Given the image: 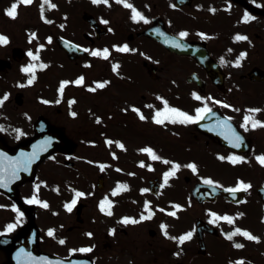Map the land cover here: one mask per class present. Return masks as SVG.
<instances>
[{
    "label": "flooded vegetation",
    "instance_id": "af4514ba",
    "mask_svg": "<svg viewBox=\"0 0 264 264\" xmlns=\"http://www.w3.org/2000/svg\"><path fill=\"white\" fill-rule=\"evenodd\" d=\"M245 2L259 10L264 5ZM14 3L12 19L6 12ZM60 3L0 0V36L7 37L0 44V177L7 187L0 189V264H41L42 253L51 256V264H264V164L258 160L264 157V127L243 126L246 116L264 123V81L250 75L264 70V12L235 0L182 6L176 0ZM125 3L144 19H134ZM43 6L55 12L47 19L55 25L41 30L43 40H32L37 29L19 36L11 29L23 11L41 20ZM237 35L247 39L238 41ZM58 37L86 53L69 58ZM179 39L198 42L199 60L165 45ZM40 44L45 52L38 51ZM125 46L127 51L117 50ZM105 49L107 59L92 55ZM135 64L143 77L130 80L127 71ZM66 65H72L67 74ZM92 65H111L114 78L104 72L90 77ZM27 66L31 71H24ZM81 77V85L73 83ZM29 80L37 92L31 103L16 88ZM80 97L87 98L85 105ZM165 102L193 118L200 109L210 111L195 123L158 124L156 113ZM119 105L128 108L119 111ZM41 117L62 130L70 149L68 155L51 154L33 180L21 182L14 150L34 136ZM233 157L242 161L234 163ZM174 165L180 167L165 183ZM241 182L251 187L226 191ZM121 185L126 189L117 191ZM33 197L39 202L29 203ZM105 200L111 206L102 211ZM236 229L257 239L239 233L227 239ZM189 232L191 239L180 244Z\"/></svg>",
    "mask_w": 264,
    "mask_h": 264
},
{
    "label": "snow or ice",
    "instance_id": "6c2138e0",
    "mask_svg": "<svg viewBox=\"0 0 264 264\" xmlns=\"http://www.w3.org/2000/svg\"><path fill=\"white\" fill-rule=\"evenodd\" d=\"M100 2L107 3V0H93V3H100ZM117 2H121V0H117ZM20 3L21 4H31L32 3V0H20ZM44 3L50 4V0H44ZM124 6L127 7V8H132V5L129 4V3H125ZM50 7H55V5H51L50 4ZM17 8H18V5L14 3L11 6V8L6 12V15H8L9 17H11L12 19H15L17 17ZM132 11L134 13V19L137 18V17H139L140 19H144V17L141 15V13H139L138 11H136L134 8H132ZM249 19H251V17L246 16L245 17V22H247ZM145 23H147V20H145ZM180 35H181V37H184V36L187 35V33H183L182 32ZM235 39L238 40V41L239 40H246L247 37L237 35L235 37ZM6 43H7V37L0 36V44H6ZM173 46L179 47L178 44H175ZM117 50L118 51H127L128 49H127V46H125L123 49H117ZM29 55L31 56L32 53H29ZM92 55H103V57L105 59H107V50L105 49L103 54H101L99 52H93ZM245 55L246 54H242L241 58H243ZM36 58L37 57H33V59H36ZM221 63H223V60L221 61ZM236 66L239 67L240 66L239 63H237ZM42 67H43V65H42ZM115 67H118V65L114 66V68ZM24 71L25 72L31 71V66H29V68H25ZM31 82L32 81L29 80V83H31ZM82 83H83V77H81L79 80L76 81V84L77 85H81ZM104 86H105L104 84H97L96 85L97 88H103ZM60 91L63 92V85L61 86ZM89 91H94V89H91L90 88ZM4 99H7V96H5ZM197 99H199V97H197ZM2 103H3V101L0 100V105H2ZM224 106L225 107H228V105H224ZM206 110L207 111H210V109H200V110H198L197 117L196 118H193V117L187 115L186 113L179 111L176 108H170V107H168L167 106V102H165V109H164L163 112H157L156 113L155 122L159 124V123H162L163 120L167 119L171 123H177V122L178 123H184L185 121H187L189 123H195V122H197V120L199 118H201L200 113L203 112V111H206ZM133 111H138V110L137 109H133ZM249 111L250 112H255V111H259V110H249ZM73 115H75V114L73 113ZM140 118L141 119H144V117L142 115H141ZM249 122H251L253 128H255L257 126L264 127V123H261L259 121L253 120L251 116H246L245 117V124L243 125V126H245L246 130H247V127L246 126L249 124ZM235 140L237 141V144L239 142H241V138L239 136H236L235 137ZM108 143L111 144L112 142L111 141H108ZM121 147H123V146L121 145ZM146 151H148V153L153 157V159H159V157L155 156V154L152 153V150L151 149H147ZM221 159H223V158H221ZM231 160L234 163H239V162L242 161V158L233 157V158H231ZM258 160L262 164H264V157H259ZM164 162L165 163H168V161H164ZM179 167H180L179 165H174L173 172H169V173L166 174V176H165V183L167 182V178L169 176L173 175L174 174V171L177 170V169H179ZM188 167H190L193 171L196 170V165L195 164L188 165ZM14 176H15V172H13V177ZM205 183L211 184L212 182L209 180V181H205ZM2 186H4V179L2 177H0V187H2ZM250 187H251L250 185H246L243 182H241L238 188L227 189L226 191H229V192H237V191H241V190L247 191L248 188H250ZM121 188L126 189V186L125 185L119 186L118 189H117V191H119ZM116 194H117L116 192L113 193V195H116ZM76 195L77 196H81L83 194L82 193H76ZM28 202L29 203H33V202H39V201H36V198L33 197V199L31 201H28ZM73 204H75V201H73ZM105 204H108L109 207L111 206L110 205V202H108L107 200L103 201L101 203V206H100L102 211H104ZM41 206L42 207H47V204L44 203V204H41ZM67 207H68V210L70 211L72 205H68ZM106 214L107 215H111L112 213H111V211H108ZM168 214L169 215H175V213H168ZM151 215L152 214L150 213L149 216L148 217H144V219H150L151 218ZM216 219H220V217H216ZM223 219L226 220V221H228L229 223L232 222L231 218H229V217H223ZM122 223H132V224H135V223H139V221L131 220V219H125V220L122 221ZM8 227H9V230H11L12 228L15 227V225H9ZM162 227L165 229V235H167L166 226H162ZM237 233L245 236L249 240H256L257 239L256 237L252 236L250 233H248L246 231L241 232L240 229H236V231L234 233H232L231 235H228L227 236V239L231 240L232 237H233V235H236ZM52 234L53 233L50 231L49 232V235H52ZM191 237H192V233L189 232L186 235L179 237V243L180 244H183L185 241L190 240ZM61 243H63V241H61ZM235 247L240 248V247H242V245L236 244ZM82 251H86L87 252V251H91V249H83ZM239 264H243V262H239Z\"/></svg>",
    "mask_w": 264,
    "mask_h": 264
},
{
    "label": "water",
    "instance_id": "95a60500",
    "mask_svg": "<svg viewBox=\"0 0 264 264\" xmlns=\"http://www.w3.org/2000/svg\"><path fill=\"white\" fill-rule=\"evenodd\" d=\"M61 46L67 50L66 44L61 43ZM73 52V50L68 51L69 54H72ZM259 78L264 80V73H261ZM64 141L65 139L61 131L55 130L48 124H44L42 121L39 122L36 125L35 137L20 146L21 157H25V160L22 161V167H25L26 172L25 180L33 177V175L29 176V174H27L31 166H34V171L36 165L50 153L65 152V149L61 147V144L62 142L64 143ZM39 263L51 264V258L49 256H43Z\"/></svg>",
    "mask_w": 264,
    "mask_h": 264
},
{
    "label": "rangeland",
    "instance_id": "374dc122",
    "mask_svg": "<svg viewBox=\"0 0 264 264\" xmlns=\"http://www.w3.org/2000/svg\"><path fill=\"white\" fill-rule=\"evenodd\" d=\"M56 1L59 2V3L61 2V0H56ZM60 5L66 8V4H65L64 1L62 3H60ZM54 13L55 12H53L52 14H50V16L53 15ZM35 17H36V15L33 12L32 13H29L27 11L26 12L23 11V13L19 17V19L17 21H15V22L11 23L10 24V27H11V29L15 30L17 32L18 36H19L20 33H22V31L24 30V28H26V27L33 28V26L31 24H33L35 21H38L37 18L35 20ZM52 25H55V23L53 22ZM52 25H49V28ZM77 25H79V24L78 23H75V26H77ZM39 26H40L39 27L40 29H43L44 21H42V23ZM36 27H37V25H36ZM44 29H48V27L47 28H44ZM44 36L45 35H43L41 38H37L38 41L43 40ZM25 41L26 40L23 39V41H21V43H24ZM65 68L68 71V72H64L65 74H67V73H69V72L72 71V70H70V69H72V65H66ZM55 71L56 70H53L51 72H55ZM83 72H85V71H83ZM87 72H89L88 74H89L90 77L95 76L98 73H103L104 72L107 77L114 78V77H112V73H111V65H92ZM73 74H75V73H73ZM85 74H86V72H85ZM127 75L129 76L130 80L135 79V78H139V77L142 78L143 77V73H142L141 66H138V64L133 65L127 71ZM16 88L17 89H20L23 93H25V96H27L29 98V100H30V101H28V103H31V102H34L35 101V98L32 97V96H34L37 93L36 92V85L35 84H32V85H30V84H24V85H22V86L20 85V86H18ZM16 88L14 86H11L10 87V93H15ZM84 99H87V98H85V97H82L81 98L80 97V99H78V100H80L81 103H84V105H85V100ZM105 103H106V105H108L107 96L105 97ZM26 108L27 109L28 108L29 109H34L33 107H29V105ZM37 108H39V107H37ZM42 108H45V107L42 106ZM121 108H128V107L119 105V107H118L119 111H121Z\"/></svg>",
    "mask_w": 264,
    "mask_h": 264
}]
</instances>
